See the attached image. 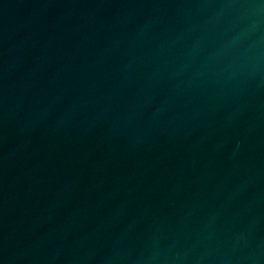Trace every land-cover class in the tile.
<instances>
[{
  "label": "water",
  "instance_id": "water-1",
  "mask_svg": "<svg viewBox=\"0 0 264 264\" xmlns=\"http://www.w3.org/2000/svg\"><path fill=\"white\" fill-rule=\"evenodd\" d=\"M0 264H264V0H0Z\"/></svg>",
  "mask_w": 264,
  "mask_h": 264
}]
</instances>
